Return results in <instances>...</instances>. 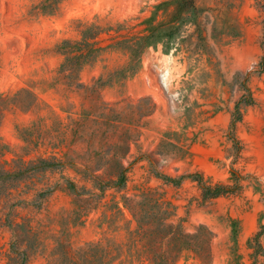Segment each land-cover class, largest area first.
I'll list each match as a JSON object with an SVG mask.
<instances>
[{"label": "rangeland", "instance_id": "obj_1", "mask_svg": "<svg viewBox=\"0 0 264 264\" xmlns=\"http://www.w3.org/2000/svg\"><path fill=\"white\" fill-rule=\"evenodd\" d=\"M0 264H264V0H0Z\"/></svg>", "mask_w": 264, "mask_h": 264}]
</instances>
